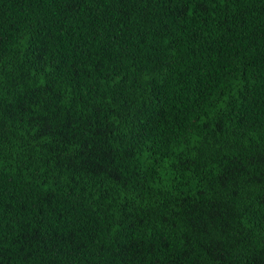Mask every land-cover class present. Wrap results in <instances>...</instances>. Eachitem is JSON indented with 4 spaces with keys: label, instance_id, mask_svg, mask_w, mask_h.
I'll use <instances>...</instances> for the list:
<instances>
[{
    "label": "trees",
    "instance_id": "obj_1",
    "mask_svg": "<svg viewBox=\"0 0 264 264\" xmlns=\"http://www.w3.org/2000/svg\"><path fill=\"white\" fill-rule=\"evenodd\" d=\"M0 264H264V0H0Z\"/></svg>",
    "mask_w": 264,
    "mask_h": 264
}]
</instances>
